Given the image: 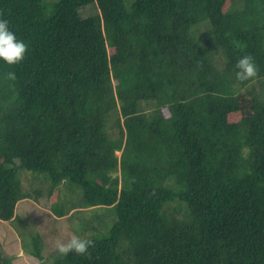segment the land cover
I'll return each mask as SVG.
<instances>
[{
    "label": "trees",
    "instance_id": "16d2710c",
    "mask_svg": "<svg viewBox=\"0 0 264 264\" xmlns=\"http://www.w3.org/2000/svg\"><path fill=\"white\" fill-rule=\"evenodd\" d=\"M0 18L28 44L0 61L1 220L45 196L64 216L70 181L115 219L52 264H264V0H0Z\"/></svg>",
    "mask_w": 264,
    "mask_h": 264
},
{
    "label": "rangeland",
    "instance_id": "374dc122",
    "mask_svg": "<svg viewBox=\"0 0 264 264\" xmlns=\"http://www.w3.org/2000/svg\"><path fill=\"white\" fill-rule=\"evenodd\" d=\"M125 2L130 6L134 0H125ZM24 174H31L29 177L31 180L28 181ZM21 177L27 187H25L26 191L30 189L31 191L47 190L49 185V183L44 184L41 180H35L37 174L30 171L21 170ZM33 183L35 184L32 185ZM55 191L58 196L52 198H55L59 203V208L67 209L64 216L55 215L51 211L50 207L53 203L45 196L48 199L44 197L40 200H33L31 206H25L24 200L19 202L17 210L19 220L17 218L14 224L0 219L2 250L12 257L14 264H52L55 259L63 256L56 247L58 241L67 242L73 234L81 238L102 236L107 233L108 226L114 223L115 216L112 213V208L103 210V207L100 206L87 207L84 204L83 191L79 185L66 181ZM41 200L43 201L39 202ZM16 223H19L23 229L14 228L13 225H18ZM37 233L43 238L44 261L31 255L23 248L22 236L29 241Z\"/></svg>",
    "mask_w": 264,
    "mask_h": 264
},
{
    "label": "clouds",
    "instance_id": "9594fccd",
    "mask_svg": "<svg viewBox=\"0 0 264 264\" xmlns=\"http://www.w3.org/2000/svg\"><path fill=\"white\" fill-rule=\"evenodd\" d=\"M28 51V44L9 27V21L0 18V61L8 65L18 64L23 60ZM235 68L236 78L238 80H247L255 77L257 66L250 55L241 56L237 59ZM8 77L15 79V73L9 72ZM93 241L87 238H81L75 234L67 242H57V249L61 255H67L70 252L85 254Z\"/></svg>",
    "mask_w": 264,
    "mask_h": 264
}]
</instances>
